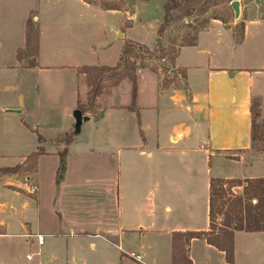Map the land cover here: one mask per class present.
Segmentation results:
<instances>
[{
  "label": "crops",
  "instance_id": "1",
  "mask_svg": "<svg viewBox=\"0 0 264 264\" xmlns=\"http://www.w3.org/2000/svg\"><path fill=\"white\" fill-rule=\"evenodd\" d=\"M35 1L0 0V5L8 10L22 5L25 12L36 5ZM78 3L81 5L75 10L87 15L97 13L100 16L107 12L86 0ZM144 3L136 2L135 9ZM227 6L228 17L210 19L198 33L195 45L176 46L175 67L186 73V78H182L184 86L170 82L164 87L166 74L174 75L173 70L168 72L162 66L154 70L143 68L138 80V110H128L132 104V84L128 80L99 99L105 107L100 109L97 134L90 135L91 144L96 137L98 150L92 147L76 150L74 138L65 145L68 155L84 157L96 152L104 156L116 155L114 220H106V214L110 213L100 206L103 194L78 180H72L74 184H71L72 177L68 181L66 176L67 190L54 202L60 205L56 210L57 230L49 229L45 234L40 232L42 210L37 200L39 190L33 182L38 177L42 156L50 154L45 148L50 140L37 134L34 145L30 139H25L24 131L18 129L15 133L11 125L28 105H41L43 88L51 92V98H55L53 92L57 96L56 90L61 86L55 80L64 69L68 70L64 72L71 80L79 83L78 89L82 88L83 104L87 102L88 87L84 76L78 74L80 65L56 68L43 63L40 27L38 54L19 58V52L27 45V22L36 11L30 12L25 24V39L14 51L15 59L0 54V165L22 158L21 162L15 160L17 164L13 166H0V264H172L175 232H206L209 229L213 178L242 181L264 178L261 174L264 171L260 169L264 165V152L255 150L252 116V105L259 102L264 122V3L250 6L241 1L238 21H235L231 3ZM118 13H122L123 20H119L116 32L121 30L123 21L125 28H132V25L125 26V22L134 18V12L131 15L123 9ZM87 20L82 19L83 22ZM159 28L152 42L137 41L126 32H119L124 39L122 54L130 42L145 45L155 52ZM105 45L108 46V42ZM33 61L35 66L31 65ZM89 117L88 122H95L93 116ZM70 125L69 134L75 126L74 117ZM39 137L44 141L45 154L39 157L36 170L32 172L34 179L21 176L19 172L1 173L26 167L28 157L41 147ZM22 149L31 154L15 156ZM58 151V155L63 152ZM226 168L230 170L221 176L219 173ZM243 169L247 171L237 176V171L240 173ZM19 176L24 179L23 185L17 182ZM26 184L35 186L36 193H29ZM95 185L111 189L108 183L98 181ZM110 189L108 192L112 193ZM236 190L241 193L242 188ZM36 236L44 238L43 245L33 240ZM24 238L32 254L25 255ZM47 238H65L66 256L61 257L55 247L44 249ZM105 238L118 255L108 251L112 256L105 259L107 250L101 245L102 257L94 262L83 257L88 254L86 245L96 251ZM234 244L233 264H264V232H236ZM127 253L141 255L143 262H135ZM189 256L193 264H229L225 254L205 239L191 242Z\"/></svg>",
  "mask_w": 264,
  "mask_h": 264
},
{
  "label": "rangeland",
  "instance_id": "2",
  "mask_svg": "<svg viewBox=\"0 0 264 264\" xmlns=\"http://www.w3.org/2000/svg\"><path fill=\"white\" fill-rule=\"evenodd\" d=\"M78 1L79 0H41L39 4V0H36V5H33V7L25 12L23 11L22 5L19 7L15 6V9L10 10L0 5V54L9 55L11 58L15 59L14 51H17L24 42L25 24L27 19L30 18L29 14L32 10L36 12L31 16V19L40 27L43 33L42 61L44 64H49L56 68L75 64L80 65V67L117 66L119 63V56L122 54V49L124 47V45L121 44L124 39L120 37L119 32H121V34L126 32V35H129L137 41L152 42L151 40H153L155 33L164 20V4L160 0L146 2L144 3L145 6H143V4L136 9L134 7L135 3L127 0H91L99 7L100 4L106 3L127 9L130 14L134 12V18L129 19L131 21L127 20L125 22V26L128 27L132 25V28H125L123 21V23H121V25H123L121 30L116 32V28L120 22L119 20H123L122 13H118V11H107L105 14L106 18L105 15L100 14L99 16L97 13L87 15L83 11L75 10V8L81 5ZM241 1H243V4L250 6L263 5L264 3V0ZM218 3V7L212 8V15L218 14L221 18L226 19L228 14L227 12L225 13V10L228 7V2L219 0ZM210 17V15H205L197 17V20L196 18H189L176 22L163 36L162 44L164 49H176V46L181 43L182 38L189 35L190 32H194L193 29H197L199 26L203 25ZM86 18H88V20L83 22L82 19L86 20ZM189 23L196 24L191 29L188 28ZM107 42L108 46L105 45ZM166 54H168V51H166ZM156 56H159V53L156 54ZM140 63H142L144 68L148 67L153 70L159 66H162L164 70H169L171 68L168 62L158 59L139 61V64ZM64 71L68 70L64 69L61 71V74H59L57 76L58 78L55 80L61 86L60 89L56 90L57 96L54 94L55 92H53L52 95L55 98H51L49 95L51 92H45L43 88L41 90V105L37 107L34 103H31L22 114L16 115L17 120L11 125L15 133H17L18 129L24 131L26 134L25 139H30L34 145L37 142V134H40L43 139L46 138L50 140L45 147L50 154L42 156L38 167V177L33 182L39 190L37 200L42 210L40 228L42 234H45L49 229L57 230L59 216L56 210L60 208V205L56 206L54 202L59 194H61L60 197L62 198L67 190L68 184H66V176H68V181L72 177L71 184H74L72 180H76V182L78 180V182H84L88 185L91 190L96 189L94 192L103 194V200L100 206L103 211L105 210L106 213H110L106 214V220L108 218V221H112L116 215L114 193L116 191V188H114V178L117 169L116 155L104 156L96 152L89 156L81 157L72 154L68 155L67 153L65 165L62 166L61 155L57 154L58 150L63 151L65 148V145L60 144V140L66 137L65 135L69 134V130L72 128L70 123L73 121V112H75L78 107V95H80L82 104L84 99L82 88L80 87V89H78L77 87L79 83L73 81V79L71 80V78L67 76L68 73ZM165 77L166 80L164 83L167 82V85H169L170 82V84L175 82V85L184 86V80L180 76H171L167 73ZM76 93L77 96L74 95ZM109 94L110 93L105 94L103 97ZM46 97L48 99H46ZM99 104L100 109H104L105 104L103 102ZM85 114L92 116L89 113ZM100 114L101 112L98 110L94 117L99 118ZM98 125L99 119H95V122H87L84 124L81 133L74 137V143L77 144L75 147L76 150H86L90 147L98 150L95 146L96 137H94V142H92V144L90 143V135L92 134L94 136L97 134ZM74 127L69 135H74ZM261 137V133L256 135L257 141L255 142V150L264 149V142L259 139ZM25 152V149H22V151L15 156H28L31 154L28 153L29 151ZM15 160L16 162H21L22 158L17 157ZM15 160H7L1 163L0 166H13L17 164ZM260 169L264 171V165L260 167ZM222 170H224L223 167ZM229 170V168H226L225 171L219 174L225 176V174H227L226 172ZM233 170H235V168H233ZM7 171L8 170H5L1 173L6 174ZM246 171V169H243L240 173L237 171L236 174L237 176H242L241 172L245 173ZM19 173L21 176H29L31 179H34V174L32 172L19 171ZM98 181L108 183L111 189L110 187L105 188L95 185ZM17 182L23 185L24 179L19 176L17 177ZM22 188L26 190L24 186H22ZM200 188L202 191L201 185ZM109 189L112 193L108 192ZM59 211L61 212V210ZM67 212H69V209ZM36 238L33 240L37 243L38 239ZM25 241V238L22 239V245L26 252L25 255L28 253L32 254V250L28 251V248H32L25 244ZM46 241L47 244L44 249L50 246L55 247L59 251L61 257L66 256V251L64 249L66 247L65 238L59 240L47 238ZM100 242L96 251H92L91 246L88 248L86 245L88 254L83 257L87 258L89 262H94L98 257L103 256L100 250L101 245L105 246L107 250V254L104 255L105 259L112 256L108 254V251L115 252L116 255H118V251L107 241V238H105V241L101 240Z\"/></svg>",
  "mask_w": 264,
  "mask_h": 264
},
{
  "label": "trees",
  "instance_id": "3",
  "mask_svg": "<svg viewBox=\"0 0 264 264\" xmlns=\"http://www.w3.org/2000/svg\"><path fill=\"white\" fill-rule=\"evenodd\" d=\"M129 2H150L152 0H127ZM164 4V20L158 31V48L152 52L148 47L136 43H127L119 63L115 67L109 66H83L78 68V74L84 76L88 87L87 103L82 104L78 101L77 110L84 115L89 113L94 117L96 111L100 110L99 99L105 94L111 92L113 88L119 86L122 82L128 80L132 84V104L128 107L130 111H136L138 98V80L139 72L144 67L139 61L158 59L168 62L171 66L168 72L175 71L174 75H181L186 78L183 70L176 69L175 61L178 49L169 48L165 50L162 44V38L176 22L189 18L210 15V19L219 20L220 15H212V8L218 7L219 0H160ZM231 3L234 0H223ZM89 4L96 5L95 2L87 0ZM105 11H122L123 8L116 5L100 4ZM209 19V20H210ZM194 32L181 39L179 47L193 46L197 42L198 33L203 30L208 23ZM196 24V23H195ZM194 23H189L188 28H193ZM39 27L29 19L26 32V49L19 52V58L25 56H35L38 54L39 46ZM168 51V54H166ZM159 53V56L156 54ZM35 66V61L31 62ZM167 82L164 87H167ZM253 116V140L256 142V135L262 134L259 138L264 142V122L261 120V110L259 102L252 105ZM98 119V117H94ZM74 135H68L60 140V144L68 145L73 141ZM261 136V135H260ZM41 147L36 153L28 157L25 167L20 166L8 170V173L19 171L34 172L37 167V161L41 155L45 154L43 148L44 141L39 137ZM264 152V149L259 150ZM61 164L65 165L67 151L60 153ZM31 164H30V163ZM30 164V165H29ZM242 188L241 193L236 189ZM210 210H209V229L206 232H175L173 234V263L172 264H193L189 256L191 242L194 239H205L207 243L217 250L223 252L226 261L233 264L235 261L234 236L236 232L258 233L264 232V178L253 180H234L213 178L210 183Z\"/></svg>",
  "mask_w": 264,
  "mask_h": 264
},
{
  "label": "water",
  "instance_id": "4",
  "mask_svg": "<svg viewBox=\"0 0 264 264\" xmlns=\"http://www.w3.org/2000/svg\"><path fill=\"white\" fill-rule=\"evenodd\" d=\"M231 7L233 9L235 15V21H238L241 17V0H234L231 2ZM14 113H21V111H10ZM73 117L75 119V129L74 134L79 135L81 133L83 124L90 120L88 115H84L81 111L76 110L73 113Z\"/></svg>",
  "mask_w": 264,
  "mask_h": 264
},
{
  "label": "built area",
  "instance_id": "5",
  "mask_svg": "<svg viewBox=\"0 0 264 264\" xmlns=\"http://www.w3.org/2000/svg\"><path fill=\"white\" fill-rule=\"evenodd\" d=\"M26 187H27L28 192L31 194H34L37 191L36 187L33 185L26 184ZM28 237H30V236H28ZM36 237L38 239L39 245H43L44 244V238L42 236H36ZM127 255L137 263L143 262V257L141 255H138L136 253H127Z\"/></svg>",
  "mask_w": 264,
  "mask_h": 264
}]
</instances>
